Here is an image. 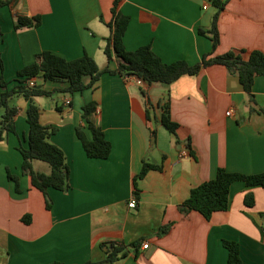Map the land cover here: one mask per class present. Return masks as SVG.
Listing matches in <instances>:
<instances>
[{"label":"crops","instance_id":"obj_1","mask_svg":"<svg viewBox=\"0 0 264 264\" xmlns=\"http://www.w3.org/2000/svg\"><path fill=\"white\" fill-rule=\"evenodd\" d=\"M114 2L16 0L0 8V93L5 90L2 78L12 89L19 72L38 62L44 51L68 60L87 53L104 69ZM117 11L130 18L125 49L151 46L166 63L185 60L194 65L205 55L233 50L264 52V0L229 2L220 13L216 49L199 33L211 26L217 12L210 0H121ZM18 16H40L42 22L18 30ZM118 65L114 58L111 68ZM37 84L56 91L52 100L39 97L36 102L42 108L41 124L58 128L51 141L65 152L71 189L50 188L48 209L45 195L23 174L18 148L28 145L29 104L17 97L16 133L0 142V264H82L103 259L112 243L129 245L142 238L148 249L142 244L138 256L130 250L115 264H228L224 240L240 245L245 264H264L263 187L233 183L229 209L210 220L197 211L179 210L191 190L214 179L219 168L248 175L264 172V113H251V106L264 109V76L255 80L254 105L239 78L221 65L184 75L171 85L105 73L93 89L75 95L65 92L68 82L37 79ZM168 101L172 120L180 125L176 134L162 124ZM90 102L97 103L93 120L112 144L108 159L89 158L76 137V128L84 125L83 107ZM144 161L163 167L137 179V199L135 179ZM33 166L50 173L41 161ZM8 170L19 176L20 192ZM247 194L254 196L253 207L245 203ZM134 200L135 208L129 206ZM26 216L31 217L29 224ZM171 223L169 233L159 236Z\"/></svg>","mask_w":264,"mask_h":264},{"label":"trees","instance_id":"obj_2","mask_svg":"<svg viewBox=\"0 0 264 264\" xmlns=\"http://www.w3.org/2000/svg\"><path fill=\"white\" fill-rule=\"evenodd\" d=\"M16 0H0V8L12 5ZM121 0H115L112 9L113 20L107 23L111 29V36L107 39L105 54L108 58V65L100 69L95 59L89 54L68 60L56 53L44 51L39 56L38 62H35L18 74L16 85L8 89V83L2 78L1 86L5 89L0 93V142L7 141L10 134L16 133V118L19 114V108L13 104L15 97L24 98L28 104L27 122L29 125L28 145L20 146L18 150L23 156L22 172L30 176L31 184L34 188L40 190L46 199L47 208H52V201L48 196L50 188L67 192L71 189V170L67 163L65 152L51 141L53 135L58 131L57 127L41 124V106L36 102L39 97H52L56 91H49L41 85H28L31 79H41L43 83L68 82L69 87L65 90L70 95L82 93L85 90L93 89L101 76L105 73L119 74L127 80L131 77H137L142 82L152 85L162 83L171 85L184 75H197L203 68L213 65L224 66L230 75L237 76L248 94L252 105L256 103L253 94L255 80L259 76H264V52L255 50L250 53L241 50L229 51L222 55L213 53L205 55L200 63L191 65L185 60H179L173 63L164 62L151 48V46H142L135 51H127L123 44V38L128 28L130 18L117 11ZM231 0H210L216 7L217 12L213 16L212 24L209 28H200L199 33L209 37L213 41L214 49L220 43V32L218 22L220 13L225 9ZM41 17H16V29L37 28L41 25ZM3 43V32L0 27V66L3 68L1 59V45ZM117 58L119 65L117 69H112L110 64ZM143 94L144 91H143ZM97 103L90 102L83 107L84 125L76 128V137L81 142L86 155L93 159H108L112 152V144L107 140L105 132L98 126L93 115L96 111ZM263 112L264 109L257 110L251 106L252 112ZM162 124L171 134H176L180 125L172 120L170 112V101L163 106ZM90 132L91 137L86 132ZM191 154V143L187 144ZM41 161L49 164L51 171L49 174L37 172L34 169L33 162ZM162 164H155L144 161L140 174L135 179L134 196L139 198L137 188V179H142L152 170H161ZM9 179L16 183L17 191L20 192V178L13 175L8 170ZM235 182H244L247 186H261L264 188V172L258 174H243L239 172H229L225 168H219L214 179L206 181L196 188H193L189 197L179 206L181 213L197 211L207 220H210L216 212H224L230 206V190ZM245 203L248 207H253L255 199L253 194H247ZM24 222L29 224L31 217L23 218ZM172 228V223L160 229L159 236L166 235ZM144 238L126 245L112 243L103 259L98 261H87L82 264H115L120 259L125 258L130 250H133L138 256L140 246ZM224 246L229 251L228 264H245L241 257L240 245L234 241H223ZM50 264H61L53 262Z\"/></svg>","mask_w":264,"mask_h":264},{"label":"built area","instance_id":"obj_3","mask_svg":"<svg viewBox=\"0 0 264 264\" xmlns=\"http://www.w3.org/2000/svg\"><path fill=\"white\" fill-rule=\"evenodd\" d=\"M28 85H30V86H35V85H37V80H36V78H35V79H31V80L29 81ZM66 103H67V105H69V104H70V101H67ZM227 114L230 116V115L233 114V111H229ZM129 206L135 208V207H136V201H135V200L132 201V202L129 204ZM142 246H143L144 249H148V247H149L148 243L143 244Z\"/></svg>","mask_w":264,"mask_h":264},{"label":"rangeland","instance_id":"obj_4","mask_svg":"<svg viewBox=\"0 0 264 264\" xmlns=\"http://www.w3.org/2000/svg\"><path fill=\"white\" fill-rule=\"evenodd\" d=\"M36 80H37V79H36ZM38 81L41 82L40 79H38ZM57 94H59L60 96H62V94L59 93V92H57ZM57 94H56V96L58 97ZM54 95H55V94H54ZM47 98H51V97H47ZM16 99H17V97L14 98V100H13V104H16ZM51 100H52V98H51ZM2 112H3V110H0V113H2ZM166 133H167V132H166ZM167 135H168V134H167ZM42 164H43L44 166H46V167H49V170L51 171V168H50L49 164H47V163H45V162H42Z\"/></svg>","mask_w":264,"mask_h":264},{"label":"water","instance_id":"obj_5","mask_svg":"<svg viewBox=\"0 0 264 264\" xmlns=\"http://www.w3.org/2000/svg\"><path fill=\"white\" fill-rule=\"evenodd\" d=\"M107 246H109V245H107ZM108 247H106V249H107Z\"/></svg>","mask_w":264,"mask_h":264}]
</instances>
